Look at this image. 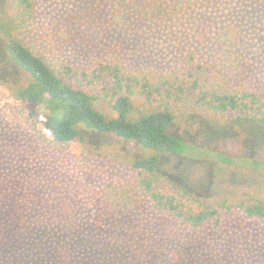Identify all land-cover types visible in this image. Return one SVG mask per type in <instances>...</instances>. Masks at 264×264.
I'll return each instance as SVG.
<instances>
[{"label": "rangeland", "instance_id": "374dc122", "mask_svg": "<svg viewBox=\"0 0 264 264\" xmlns=\"http://www.w3.org/2000/svg\"><path fill=\"white\" fill-rule=\"evenodd\" d=\"M33 2V20L13 34L34 53L43 52L41 47L57 49L60 59L75 68L116 56L133 72H170L193 51L198 62L232 83L264 90V0H212L140 33L107 24L123 0ZM5 18L1 0L0 34L10 33ZM227 27L239 31L235 47L217 41ZM69 31L74 36L65 39ZM230 54L241 60L235 70L225 66ZM10 69L0 49L2 81L10 86L29 82L22 71L14 75ZM101 110L107 118L114 116L106 105ZM43 114L38 105L0 85V163L10 154L29 167L27 198L39 219L0 249V264H264V224L239 210L223 212L219 226L193 229L149 204L134 211L109 206L101 189L133 181L130 161L142 154L139 146L112 134L89 135L84 147L58 144L43 132ZM170 133L185 143L186 153L165 156L160 171L197 200L232 204L264 198L263 172L213 160L217 153L264 159V127L177 118Z\"/></svg>", "mask_w": 264, "mask_h": 264}, {"label": "trees", "instance_id": "16d2710c", "mask_svg": "<svg viewBox=\"0 0 264 264\" xmlns=\"http://www.w3.org/2000/svg\"><path fill=\"white\" fill-rule=\"evenodd\" d=\"M2 1L7 15L4 23L10 33L0 34V49L12 65L10 74L16 75L20 70L29 82L10 86L0 76V85L15 98L41 108L43 132L55 143L77 147L86 146L89 135L112 134L134 141L141 149L142 154L130 161L132 182L107 183L102 187V196L109 206L134 211L149 204L161 216L193 229L219 226L222 213L234 209L245 218L264 224V198L253 196L232 204H206L160 171L165 156L186 153L185 143L170 133L175 119H199L221 127L251 124L261 129L264 90H252L244 82L232 83L227 75H218L212 66L198 62L193 51L185 56L180 68L170 72H133L116 56L75 68L60 59L57 49L41 47L43 52L34 53L14 36L13 31L33 20V0ZM211 1L123 0L107 24L140 33L152 24L170 20L180 10ZM73 36V31H69L64 38ZM239 40V31L233 27L217 34V41L223 46L235 47ZM240 63L237 55L230 54L225 66L235 70ZM102 105L108 106L114 116L107 118ZM213 160L264 173V159L257 157L217 153ZM1 164L6 168H0V249L39 222L30 211L27 198L29 167L10 154L0 167Z\"/></svg>", "mask_w": 264, "mask_h": 264}]
</instances>
